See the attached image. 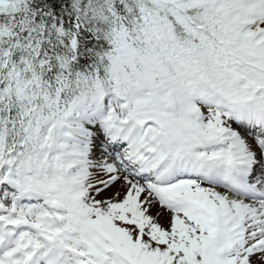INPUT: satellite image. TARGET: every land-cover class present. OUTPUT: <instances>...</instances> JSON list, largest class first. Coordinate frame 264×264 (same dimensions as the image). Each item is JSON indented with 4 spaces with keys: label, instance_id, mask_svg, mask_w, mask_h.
Wrapping results in <instances>:
<instances>
[{
    "label": "snow or ice",
    "instance_id": "obj_1",
    "mask_svg": "<svg viewBox=\"0 0 264 264\" xmlns=\"http://www.w3.org/2000/svg\"><path fill=\"white\" fill-rule=\"evenodd\" d=\"M0 264H264V0H0Z\"/></svg>",
    "mask_w": 264,
    "mask_h": 264
}]
</instances>
